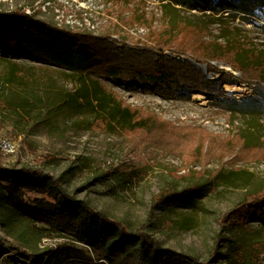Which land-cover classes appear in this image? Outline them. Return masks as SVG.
Listing matches in <instances>:
<instances>
[{"label": "rangeland", "instance_id": "rangeland-1", "mask_svg": "<svg viewBox=\"0 0 264 264\" xmlns=\"http://www.w3.org/2000/svg\"><path fill=\"white\" fill-rule=\"evenodd\" d=\"M133 1L135 4L129 7L153 18L152 28H160L163 12L159 3ZM17 8L25 9L29 15L35 14L51 27L91 36L105 47V60H126L127 64L135 65L139 63L137 55L159 50L184 77L188 76L191 66L214 83L222 78H242L229 64L203 56L205 43L214 39L217 31L187 34L182 38L185 48L160 49L153 36L160 31H150L148 26L133 23L129 19L132 11L117 8L113 3L107 5L104 0H0V13ZM246 28L254 32L257 42L263 40V8H258ZM15 61L48 76L52 93L65 96L74 94L79 87L75 76L68 75L67 71L27 57ZM5 72L6 64L0 60V99L3 86H8L4 83ZM101 82L122 103L135 110L138 118L148 116L151 122L158 120L161 130L153 129V135H128L100 125L91 128L90 111H75L55 102L43 107L37 104L31 112L33 118L19 110L25 120L10 110H0V137L16 149L14 154L7 153L10 156L7 165L35 166L40 157H46L44 172L54 178L61 177L67 192L78 200L132 225L143 224L153 216L152 236L161 247L200 261L211 259L214 236L221 231L218 219L264 182V159L258 160L254 153L248 161L238 160L239 153L237 158L236 133L248 125L249 119L243 114H234L235 106L226 102L228 99L242 102L253 95L255 86L225 81L219 92L208 94L180 88V85L163 89L114 77L103 78ZM233 85L241 90L230 91L228 87ZM33 88L44 95L43 85ZM22 90L15 87L19 94ZM197 93L201 95L197 97ZM251 131L257 133L255 129ZM259 134L264 136V126L260 127ZM225 149L228 153L223 161L217 155ZM221 168L223 171L217 174ZM231 169L244 173L231 177ZM124 172L135 176L130 183L121 181ZM169 185L185 192L166 203L154 204V198ZM26 197L28 201L30 197ZM248 227L246 231L226 233L239 249L240 258L215 262L212 259L211 264H264L253 249L262 241V224L252 220ZM63 243L62 239H46L42 247L52 246L56 251ZM23 252L26 251L0 231V264H27Z\"/></svg>", "mask_w": 264, "mask_h": 264}, {"label": "trees", "instance_id": "trees-1", "mask_svg": "<svg viewBox=\"0 0 264 264\" xmlns=\"http://www.w3.org/2000/svg\"><path fill=\"white\" fill-rule=\"evenodd\" d=\"M155 1L163 12L162 24L156 29L152 28L153 18L129 7L135 1L104 0L107 5L113 3L117 8L132 11L129 19L133 23L148 26L150 31H160L153 35L160 49L185 48L182 38L187 34L217 31L218 35H213L214 39L205 43L203 56L229 64L242 74V78H222L214 83L191 66L188 76L184 77L173 69L175 65H170L172 63L165 60L159 50L137 55L139 63L135 65L127 64L126 60H105V47L97 44L98 41L91 36L51 27L37 19L35 14L29 15L25 9L17 8L13 12L0 13V60L6 64L4 83L8 85L3 86L0 110H10L25 120L24 116L33 118L31 112L37 104L43 107V104L55 102L57 106L65 104L75 111H90L93 117V121H89L91 128L100 125L109 131H124L128 135H153V129L161 130L159 121L153 119V126L150 117L138 118L135 110L105 88L101 82L103 78L147 83L163 89L180 85V88L202 90L208 94L219 92L225 81L239 85L249 83L255 86L252 96L242 102L236 99L226 101L229 106H235L234 114L240 113L249 119L248 125L236 133L239 141L235 143L237 158L239 153L238 160L248 161L253 159L254 153L258 160L264 159V136L259 134L260 127L264 126L261 118L264 115V36L257 42L254 32L246 28L258 8H263L264 25V0ZM19 57L67 71L77 79L78 89L65 96L52 93L49 77L16 62ZM37 84L43 85V96L34 91L33 86ZM16 86L22 88L23 93H17ZM227 153V149L220 151L217 158L224 161ZM9 158L0 149V231L26 251L22 256L27 264H211L212 259L214 262L237 260L240 251L226 233L246 231L252 220L262 224V241L253 249L264 261V182L218 219L221 231L214 236V253L211 259L200 261L197 257L161 247L152 236L155 229L153 216L143 224L132 225L78 200L73 193L67 192L61 177L54 178L44 172L46 157H40L35 166L22 164L20 167L8 166ZM223 169L217 170V174ZM241 173L244 172L237 169L230 171L231 177H238ZM133 177L124 172L121 181L130 183ZM184 192L169 185L154 198V204L157 201L166 203ZM27 195L30 197L28 201ZM46 239H62L64 243L55 251L52 246L42 247Z\"/></svg>", "mask_w": 264, "mask_h": 264}, {"label": "built area", "instance_id": "built-area-1", "mask_svg": "<svg viewBox=\"0 0 264 264\" xmlns=\"http://www.w3.org/2000/svg\"><path fill=\"white\" fill-rule=\"evenodd\" d=\"M0 148L6 152V153H9V154H14L16 153V149L14 147L13 144H11L9 141H2L1 144H0Z\"/></svg>", "mask_w": 264, "mask_h": 264}, {"label": "bare ground", "instance_id": "bare-ground-1", "mask_svg": "<svg viewBox=\"0 0 264 264\" xmlns=\"http://www.w3.org/2000/svg\"><path fill=\"white\" fill-rule=\"evenodd\" d=\"M227 87H228V86H227ZM228 88H229L230 91H239V90H241V88L238 87V86H236V85H235V86L233 85V86L228 87ZM229 90H228V91H229ZM196 95H197V97H199L201 94H198V93H197Z\"/></svg>", "mask_w": 264, "mask_h": 264}]
</instances>
